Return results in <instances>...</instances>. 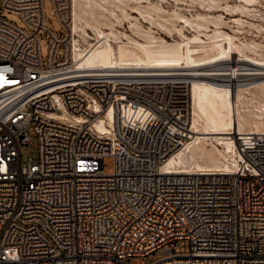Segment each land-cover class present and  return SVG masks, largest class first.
<instances>
[{"label":"built area","instance_id":"1","mask_svg":"<svg viewBox=\"0 0 264 264\" xmlns=\"http://www.w3.org/2000/svg\"><path fill=\"white\" fill-rule=\"evenodd\" d=\"M50 1L62 37L44 0H0L24 23L0 12V264H264V134L236 135L233 172L164 171L192 135L187 84L71 67L72 0Z\"/></svg>","mask_w":264,"mask_h":264},{"label":"bare ground","instance_id":"2","mask_svg":"<svg viewBox=\"0 0 264 264\" xmlns=\"http://www.w3.org/2000/svg\"><path fill=\"white\" fill-rule=\"evenodd\" d=\"M161 1L72 0L71 67L187 84L192 135L163 170L233 172L238 164L236 135L264 134V43L239 37L245 23L264 30V23L244 18L259 16V12L264 18L256 5L261 0L226 4L230 11L239 8L243 13L234 14L233 24L223 13L211 11L220 0H190L207 6L190 15L174 7L169 10ZM124 22L130 32L121 29ZM148 22L161 25L171 39L166 37L169 34L158 35L153 25H145ZM213 63L226 66L210 67ZM115 119V110L114 115L109 111L99 118L96 128L105 130Z\"/></svg>","mask_w":264,"mask_h":264},{"label":"rangeland","instance_id":"3","mask_svg":"<svg viewBox=\"0 0 264 264\" xmlns=\"http://www.w3.org/2000/svg\"><path fill=\"white\" fill-rule=\"evenodd\" d=\"M174 1L175 0H173V1L172 0H162L161 2L169 10H173L175 8H178L182 12H184V13H186L188 15H190L191 13H196L198 10H204L205 9L204 7L207 8V6H205L206 3L203 6L202 4H200L199 2H196V1L190 2V0H182V1H178V3H177V1H175V4H174ZM236 2L237 3L239 2L238 4H240V1H237V0H220L219 3H217L218 5L215 8H213L211 11L216 13V14L223 13V16L226 17V21H228V22L231 21L229 24H233V19L235 17L234 14H236V17H239V16H242L243 13L241 11H239L240 10L239 8H237L235 10V12H234V11H230L229 7H225V6H226V4L237 5ZM260 3L261 4H259V1L256 3V5L259 7V8L258 7L257 8L261 9L262 10L261 13L264 14V0H261ZM44 7H45L46 15H47L49 21L51 22L52 26L56 29L58 35L60 37H62L64 35V30L61 28V25L58 22L55 14H54L53 6H52L51 1L50 0H44ZM205 10H207V9H205ZM0 12L2 14L6 15L9 20H11V21H13V22H15V23H17L19 25H24L22 19L17 14L6 12V11H3V10L0 11ZM258 12H256V13L258 14ZM244 18H253V20H255L256 23L257 22L258 23H260V22L264 23V18H261L260 12H259V16L258 15H256V16H247V17L244 16ZM124 23L125 24L122 25L123 27L121 26V29L127 30L128 32H130L129 28L127 27L128 26V22H124ZM145 25H147V26H152L153 25V28L155 29V31L157 32L158 35H160L162 33L161 35H163V36H166L167 34H169V35L166 36L168 39H171V37H172V35H170V33L168 31L164 30V28L161 25H159V24L158 25L157 24H151V23L148 22V24L145 23ZM247 25H249V24H247V23L244 24V29L242 31H240L239 37H241L242 39H249V40L251 38H254L257 41H260V42L264 43V30L262 29L260 31L258 29V27L256 28L255 25H250V27L247 26ZM155 26L157 28H155ZM161 27L163 28V30L161 29ZM262 28H264V26ZM227 29L232 31L230 26H227ZM48 48H49L48 36H47L46 33H44L43 34V42H42V53H43L44 56L47 55ZM235 56L238 57L239 55L234 54V57ZM60 57H62V56H60ZM213 64L210 67H224V66H226V63H218V64L215 63L214 65ZM30 133H31V137H32L31 143L28 146H23L22 147V153H23L24 160H26L28 158V156H33L34 158H37L39 156V137H38V134L36 133V131H35V129L33 127L30 128ZM106 161L108 162V171H107V173H109V172H111L113 170V159L111 157H107ZM175 250H176V252H179V253H187V252H189V250H190L189 242L187 240H182L180 242V244L176 246ZM161 255H162V253L159 252V251L155 252V253H152L151 255H149L146 258V260L144 261V264H150L152 262H155L159 257H161Z\"/></svg>","mask_w":264,"mask_h":264}]
</instances>
